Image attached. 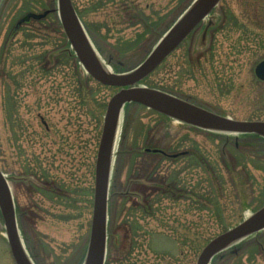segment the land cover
<instances>
[{
    "label": "rangeland",
    "instance_id": "obj_1",
    "mask_svg": "<svg viewBox=\"0 0 264 264\" xmlns=\"http://www.w3.org/2000/svg\"><path fill=\"white\" fill-rule=\"evenodd\" d=\"M71 1L100 63L123 73L191 0ZM56 8L57 0H0V171L31 263L81 264L103 116L117 89L101 87L69 54ZM210 19L203 39L208 18L139 86L232 119L264 121V82L253 72L264 59V0H220ZM123 108L111 158L105 264H196L209 239L264 205V140L186 126L136 103ZM182 151L188 154L169 160ZM156 174L181 178L182 198L153 192ZM132 184L149 188L122 196ZM143 195L147 203L136 205ZM244 260L232 262L254 264ZM0 264H14L1 215Z\"/></svg>",
    "mask_w": 264,
    "mask_h": 264
},
{
    "label": "water",
    "instance_id": "obj_2",
    "mask_svg": "<svg viewBox=\"0 0 264 264\" xmlns=\"http://www.w3.org/2000/svg\"><path fill=\"white\" fill-rule=\"evenodd\" d=\"M219 1L194 0L139 65L127 72L113 73L105 69L98 60L71 0H57V13L62 30L82 69L99 84L118 88L109 98L103 118L95 160L90 230L82 264H104L108 174L118 118L124 104L136 103L179 122L207 131L256 134L264 138V121L231 119L170 93L138 85L182 43L201 21L209 17V13ZM210 24L209 19L202 33V39ZM255 75L264 81V61L255 67ZM0 214L14 263L32 264L20 243L10 188L1 172ZM263 229L264 206L235 227L209 241L199 253L196 264H208L217 252Z\"/></svg>",
    "mask_w": 264,
    "mask_h": 264
},
{
    "label": "flooded vegetation",
    "instance_id": "obj_3",
    "mask_svg": "<svg viewBox=\"0 0 264 264\" xmlns=\"http://www.w3.org/2000/svg\"><path fill=\"white\" fill-rule=\"evenodd\" d=\"M221 5L223 6V2H221ZM226 15H225V10L222 9V19H221V26H224L225 20H226ZM253 72H254V68H253ZM41 122L44 124L45 126V130H48V125L47 123L44 122V120H41ZM49 131V130H48ZM47 131V132H48ZM151 154H155V155H164V151H159V152H153ZM188 154V152L186 151H182L181 153H177V154H172L169 155V160L171 162H176L178 161V158H181L182 156H186ZM168 157V156H167ZM42 176L46 177V175L44 173H42ZM152 178V181L154 182V186H151L150 189L153 192H157V191H167L170 192L173 199L177 200V199H181L182 198V192H185L187 189L186 187H184V181L180 178L177 179L176 177L173 178V176L171 178H169L168 176L164 177L163 179L160 178V175L156 174L154 175ZM45 180H48L47 178H44ZM27 180L24 179V181ZM161 180V181H160ZM49 183L52 182H48V181H44V184H46L47 186L49 185ZM54 188L53 191H56L59 189L58 186H56L54 184ZM135 188H139L140 191L144 193V190L148 189V186H145V184H132L130 186L127 185V187L125 188V192H122L121 195L124 197H127L129 195L128 191H134ZM113 194H117L116 192H113ZM132 194H134L132 192ZM112 195V193H111ZM142 201H138L137 199L135 200V204L136 205H141L143 206V204L145 205V202L147 203V199L145 198V196L143 195V197L141 196ZM187 231V230H186ZM264 234H252L248 237H245L239 241H237L236 243H234L233 245H231L230 247L222 250L221 252H219L216 256L214 255L210 261L209 264H233V260L235 261L236 259H239L241 256L242 258H244L245 260L243 261L244 263H249L251 260V263L257 264V261H264V243L261 241L263 240ZM186 240H191V237H186ZM264 241V240H263ZM252 248H255V252H258L257 255L254 257L251 256V254L248 252L249 250H251ZM217 257V258H215ZM258 258H260L258 260ZM256 259V262L254 261ZM113 261V260H112Z\"/></svg>",
    "mask_w": 264,
    "mask_h": 264
},
{
    "label": "trees",
    "instance_id": "obj_4",
    "mask_svg": "<svg viewBox=\"0 0 264 264\" xmlns=\"http://www.w3.org/2000/svg\"><path fill=\"white\" fill-rule=\"evenodd\" d=\"M191 1H192V0H191ZM191 1L186 5V7L191 3ZM186 7H185V8H186ZM185 8H184V9H185ZM75 10H76V9H75ZM76 13H77V10H76ZM77 15H78V17H79V19H80L79 13H77ZM80 21H81V20H80ZM82 25H83V24H82ZM99 85H100V84H99ZM100 86H101V85H100ZM101 87H105V86H101ZM83 91H84V90L81 91V89H80V95L82 96V98H84V97H83V96H84V95H83ZM250 136H251V135H250ZM252 136L258 138V137L255 136V135H252ZM260 139H261V138H260ZM190 242L192 243V240H190Z\"/></svg>",
    "mask_w": 264,
    "mask_h": 264
},
{
    "label": "bare ground",
    "instance_id": "obj_5",
    "mask_svg": "<svg viewBox=\"0 0 264 264\" xmlns=\"http://www.w3.org/2000/svg\"><path fill=\"white\" fill-rule=\"evenodd\" d=\"M233 244H234V243H233ZM233 244H232V245H233Z\"/></svg>",
    "mask_w": 264,
    "mask_h": 264
}]
</instances>
